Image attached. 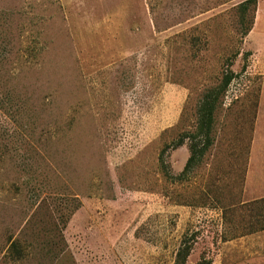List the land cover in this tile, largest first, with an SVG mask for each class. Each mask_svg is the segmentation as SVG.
I'll use <instances>...</instances> for the list:
<instances>
[{
    "label": "rangeland",
    "instance_id": "obj_1",
    "mask_svg": "<svg viewBox=\"0 0 264 264\" xmlns=\"http://www.w3.org/2000/svg\"><path fill=\"white\" fill-rule=\"evenodd\" d=\"M244 1L0 0V264H174L185 244V264H264V230L247 233L264 221V0L251 42ZM227 71L211 145L177 179L191 139L170 147Z\"/></svg>",
    "mask_w": 264,
    "mask_h": 264
},
{
    "label": "trees",
    "instance_id": "obj_2",
    "mask_svg": "<svg viewBox=\"0 0 264 264\" xmlns=\"http://www.w3.org/2000/svg\"><path fill=\"white\" fill-rule=\"evenodd\" d=\"M251 4H256V0H245L244 2L239 4V14H240V23L242 25V35L247 36L251 30V27L244 26V22L246 20L245 16ZM250 53L246 52L243 54L244 59L249 56ZM245 65L242 70H244ZM234 74L231 71H227L222 79L221 83L217 88L208 90L198 107V116H197V124L195 132L192 134L183 133L179 137V139L171 145L170 148H176L183 144L185 139H191L190 145V155L183 167L182 172L177 176V179H181L185 176V174L191 170V168L198 163L200 158L203 156L205 151L211 145L210 134L212 132V125L214 121V113L219 105V99L226 91L228 85L234 78ZM5 146V145H4ZM168 148V147H167ZM1 155H5V152H0ZM1 159V157H0ZM161 163L163 165V159L161 158ZM23 173H26V169L22 170ZM253 206L252 210L258 211L261 214H264V198L257 200L251 204ZM264 216V215H262ZM264 230V221L262 225L255 229L251 230L247 233H252L256 230ZM10 254L14 260H19L24 256V250L20 246L19 242L14 240L9 244ZM190 248L185 244L182 246L176 253L174 264H185L186 259L190 254ZM197 264H211L210 260L201 259Z\"/></svg>",
    "mask_w": 264,
    "mask_h": 264
},
{
    "label": "crops",
    "instance_id": "obj_3",
    "mask_svg": "<svg viewBox=\"0 0 264 264\" xmlns=\"http://www.w3.org/2000/svg\"><path fill=\"white\" fill-rule=\"evenodd\" d=\"M254 33H256L255 32V27H254V30H252L250 33H248V39H250V42H251V38H252V36L254 35ZM254 49H257V50H260L259 48H254ZM261 50H260V56H259V54L256 56V54H255V59H256V61H259V64H261L262 66H263V68H264V60H263V63H262V57H261Z\"/></svg>",
    "mask_w": 264,
    "mask_h": 264
}]
</instances>
